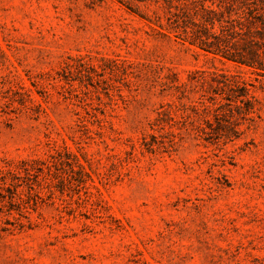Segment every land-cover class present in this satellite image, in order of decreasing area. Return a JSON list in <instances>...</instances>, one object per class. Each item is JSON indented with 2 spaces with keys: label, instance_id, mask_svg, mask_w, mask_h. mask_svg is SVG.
Masks as SVG:
<instances>
[{
  "label": "rangeland",
  "instance_id": "1",
  "mask_svg": "<svg viewBox=\"0 0 264 264\" xmlns=\"http://www.w3.org/2000/svg\"><path fill=\"white\" fill-rule=\"evenodd\" d=\"M203 6L264 62V0H0V264H264V71Z\"/></svg>",
  "mask_w": 264,
  "mask_h": 264
},
{
  "label": "trees",
  "instance_id": "2",
  "mask_svg": "<svg viewBox=\"0 0 264 264\" xmlns=\"http://www.w3.org/2000/svg\"><path fill=\"white\" fill-rule=\"evenodd\" d=\"M249 12L252 9H248ZM202 11L204 13L198 15L195 11L193 14L183 13L182 16H177L181 18L183 32L185 33V38H187L188 42L191 45H195L198 48L208 51V52H216L220 53L222 56L233 60L235 62L246 64L251 67H255L260 71H264V62L260 58L259 50L261 49L260 45L257 41L249 44L239 45L235 51H229L226 47L232 39L235 38V35L240 33L239 30H242L240 19L241 17L237 15L235 18L230 16L228 13V17H223L222 12H218L217 10L211 7H202ZM255 16H252L254 18ZM253 22V21H251ZM257 46V48L254 47ZM264 53V51H262ZM203 79V77L191 76L188 81L191 83L199 82ZM213 82L219 86L220 83H223L224 87H227L229 90V95L226 97L230 102L241 103V105L236 104L234 107L237 113L242 114L243 116L252 112L253 103L249 99V91L245 85H240L238 83H231L228 77H225L223 80H219L217 78L212 79ZM177 80H172L169 85L170 88H174L175 92L184 93L185 87L188 85L186 82H176ZM189 84V85H190ZM211 84V83H209ZM213 85V84H211ZM214 93L215 89L213 90ZM211 100H214L213 97H210ZM227 106H230L231 103H226ZM223 104H220L218 107L220 108ZM193 107V106H192ZM218 109V108H217ZM215 109V110H217ZM233 109L229 108L230 116L233 115ZM218 113L215 114V119L218 124V127H222L229 124H222L218 121ZM225 122H229L227 119ZM211 126V124H209ZM232 134L236 135L234 131ZM154 137V136H153Z\"/></svg>",
  "mask_w": 264,
  "mask_h": 264
}]
</instances>
